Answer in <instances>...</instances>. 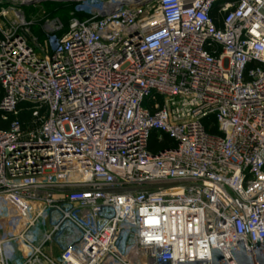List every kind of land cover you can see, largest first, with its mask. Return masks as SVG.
<instances>
[{
    "label": "built area",
    "instance_id": "built-area-1",
    "mask_svg": "<svg viewBox=\"0 0 264 264\" xmlns=\"http://www.w3.org/2000/svg\"><path fill=\"white\" fill-rule=\"evenodd\" d=\"M110 2L0 4V264H256L264 0Z\"/></svg>",
    "mask_w": 264,
    "mask_h": 264
},
{
    "label": "water",
    "instance_id": "water-1",
    "mask_svg": "<svg viewBox=\"0 0 264 264\" xmlns=\"http://www.w3.org/2000/svg\"><path fill=\"white\" fill-rule=\"evenodd\" d=\"M86 0H0V4H13L20 7L32 6L45 2L58 3H79ZM154 0H120L119 7L138 8L143 7ZM264 240V236H263ZM237 246L231 247L230 250L237 264H255L253 257L246 252L243 240L237 241ZM256 255V264H264V242L256 243L254 248ZM211 260H193L178 262V264H228L220 249H211Z\"/></svg>",
    "mask_w": 264,
    "mask_h": 264
},
{
    "label": "rangeland",
    "instance_id": "rangeland-1",
    "mask_svg": "<svg viewBox=\"0 0 264 264\" xmlns=\"http://www.w3.org/2000/svg\"><path fill=\"white\" fill-rule=\"evenodd\" d=\"M76 4L77 3L60 4L56 2H45L24 7L28 18L34 20L35 25L33 26V31L40 42H43L45 39V34L39 23L43 22L45 18H60L63 21H67L68 18H70V12L75 9ZM76 15L80 18H84L87 16V13L83 12Z\"/></svg>",
    "mask_w": 264,
    "mask_h": 264
},
{
    "label": "trees",
    "instance_id": "trees-1",
    "mask_svg": "<svg viewBox=\"0 0 264 264\" xmlns=\"http://www.w3.org/2000/svg\"><path fill=\"white\" fill-rule=\"evenodd\" d=\"M56 3H58V2H56ZM60 4H67V3H60ZM73 4H75V3H73ZM69 17H70V14H69ZM67 21H64V22L67 23ZM2 95H3V90L0 87V99H1ZM24 117H27V116L24 115ZM12 119H10L9 121L6 122V121L1 119V113H0V128L7 129L9 127ZM170 145H172V141L169 140V138L165 137L164 142H158L156 134L155 133L152 134L150 147H151V150L153 152H158L159 150H162L163 148L170 146Z\"/></svg>",
    "mask_w": 264,
    "mask_h": 264
},
{
    "label": "bare ground",
    "instance_id": "bare-ground-1",
    "mask_svg": "<svg viewBox=\"0 0 264 264\" xmlns=\"http://www.w3.org/2000/svg\"><path fill=\"white\" fill-rule=\"evenodd\" d=\"M120 3V0H112V2L108 3V4H91L89 5V7H92V9H95V10H109V9H112L116 6H118Z\"/></svg>",
    "mask_w": 264,
    "mask_h": 264
}]
</instances>
